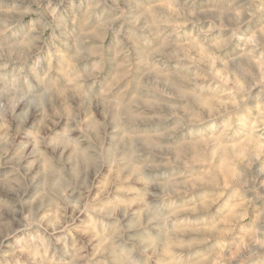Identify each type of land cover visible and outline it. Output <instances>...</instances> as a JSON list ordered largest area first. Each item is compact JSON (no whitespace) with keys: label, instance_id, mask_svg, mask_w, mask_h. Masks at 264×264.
I'll list each match as a JSON object with an SVG mask.
<instances>
[{"label":"clouds","instance_id":"9594fccd","mask_svg":"<svg viewBox=\"0 0 264 264\" xmlns=\"http://www.w3.org/2000/svg\"><path fill=\"white\" fill-rule=\"evenodd\" d=\"M0 264H264V0H0Z\"/></svg>","mask_w":264,"mask_h":264}]
</instances>
